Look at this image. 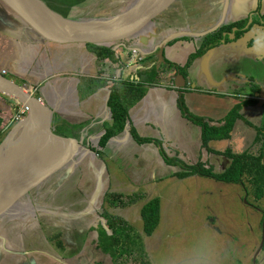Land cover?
<instances>
[{
  "label": "crops",
  "instance_id": "crops-1",
  "mask_svg": "<svg viewBox=\"0 0 264 264\" xmlns=\"http://www.w3.org/2000/svg\"><path fill=\"white\" fill-rule=\"evenodd\" d=\"M208 1L210 3L205 5ZM204 2L202 5L192 0L187 5L178 0L149 26L152 27L149 32H141L137 37L141 47H135V40L130 48L138 49L146 55V60L132 68H125L124 64V52L130 48L112 49L119 62H99L86 45L43 42L17 17L12 18L0 4V67L7 72L10 77L8 79L15 83V79H24L29 85L26 88H33L35 96L51 111L52 135L49 137L57 144L65 142L69 150V163L62 169V172H66L67 181L51 178L45 182L39 174L41 178L34 182L33 196L37 208L47 207L50 203L59 210L55 225L59 228L65 249L61 253L64 261L62 264H112L110 257L96 248L97 234L92 231L98 224H104L93 206L102 205L105 193L109 191L130 195L142 189L145 200L151 186L166 185L174 179L182 182L185 187V201L191 202L193 200L190 199H194L199 203L201 226L196 232L201 231L203 235L197 241V247L200 248L197 261L200 264H214L221 259L225 264H264L262 215L258 209L243 202V187L199 176L178 179L175 175L182 170L166 165L160 154L162 151L167 157H175L188 166L201 161L212 168L215 174H220L229 167L230 160L215 152L258 153L261 142L255 143L257 132L254 128L264 125V105H258L253 88L258 87L264 91L263 27L254 25L239 39L215 47L193 60L187 68L185 87L180 89L184 91L183 101L187 110L215 127L221 126V121L239 102L255 101V104L241 109V119L234 123L228 140L209 143L210 151L202 148L201 128L184 118L177 107L178 90L173 82L168 83V79H174L177 75L174 70H169L162 75L159 85L149 87L144 98L128 110L125 130L109 139L103 148L98 145L104 134L103 125L112 123L107 108L109 86L115 81L135 77L143 65L151 66L155 62L160 64L155 47L171 35L201 34L215 26L221 18L224 0ZM256 6L257 0H229L223 26L246 18ZM260 13L264 14V0L261 2ZM204 38L181 36L173 39L179 40L167 44L163 59L184 66L189 56L201 47ZM94 81L105 85L97 86ZM4 100L7 99L0 97V101ZM4 115L0 114V130ZM131 128L139 137L160 142L162 150L154 144L138 145L130 134ZM54 142L46 143V146L49 144L47 151L51 155ZM53 164L46 169L52 170ZM214 182L231 188V194L235 196L232 203L247 205L239 214L232 215V221L227 220V223L220 222V208L215 205L213 209V203L209 206L203 198L212 194L205 186H218ZM99 193L100 200H96ZM151 199L154 198H148ZM85 220L89 224L83 227L80 221ZM26 222L31 223V220ZM92 222H96L95 225ZM214 222L221 229H209ZM26 226L20 230L16 241H22L21 236L27 237L26 246L20 242L22 250H17L27 255L29 262L20 261L19 257H16V261L19 264H60L41 258L38 247H35L37 242L33 241L38 234L29 231L24 236ZM214 236L217 238L216 243L207 241V238ZM50 247L48 249L53 251L52 255L57 256L58 253ZM89 249L92 250L90 256L87 254ZM8 252H1L0 257L8 259ZM33 256L35 259H31ZM189 258L186 263L190 261Z\"/></svg>",
  "mask_w": 264,
  "mask_h": 264
},
{
  "label": "rangeland",
  "instance_id": "rangeland-1",
  "mask_svg": "<svg viewBox=\"0 0 264 264\" xmlns=\"http://www.w3.org/2000/svg\"><path fill=\"white\" fill-rule=\"evenodd\" d=\"M41 1L47 7H49L51 11L60 15L64 19L76 21L85 18L107 19L109 17H113L130 8L135 3L136 0H41ZM191 1L192 0H181L183 4H187V5ZM204 1L205 0H197L196 4L204 5L203 4L205 3ZM209 3L210 2L208 1L205 3V5ZM187 5H185V8ZM4 8L6 9V7ZM7 11L12 18L14 19L16 18V16L13 13H11L8 9ZM136 40L137 41L135 43V47L136 48L141 47L140 39L137 38ZM1 71H5V70H3V68L0 67V72ZM6 75L7 72L5 71L4 76L6 77ZM6 78H10V77L7 75ZM15 80L17 84L20 86H25V87L29 86L27 85L24 79H15ZM32 94L35 96L34 90ZM0 97L1 99H5L1 95ZM18 110H19V106H17V102H15L14 100L7 98V100L0 101V114H5L4 115L5 118L2 119L3 123L1 125L2 128L0 130V143L4 140V138L8 135V133L14 128V126H16V124L23 119L21 117L19 120H17L16 115ZM48 141L54 142V139L50 137H46L41 149L39 150V154L37 155L35 161L34 171L32 172V176L28 182L30 185L29 188L25 190V192L21 194L10 206L5 208L0 213V253L1 252L5 253V251L8 252L9 250L10 251L13 250L11 251V253L10 252L7 253L9 255L8 259H2L0 257V264H7V263L19 264L16 261V257H19L20 261L29 262V260L27 259V255H24L18 251L19 249H21L20 242L26 246L27 237L25 236V232L27 234L29 233V231H32V234H35L36 232L38 234L37 237L33 238V241L37 242L35 247L36 248L38 247L37 251L41 254V258L51 261H57L60 264L64 263L62 259L63 254L61 253H63L65 249L60 239L61 233L59 232V228L55 225L56 223L55 217L57 215V211L59 210L53 208L54 205L50 203L48 204L47 207L37 208L33 202L34 185L36 184L34 182L38 178H41L39 177V174L40 176H43L44 178L43 180H45V182L50 180L51 178H55V179L60 178L65 182L67 181L66 172L65 171L62 172L63 167H67L69 163V162L67 163L69 158V150L67 149V145L64 144L65 142L61 144H57V142L55 141L54 148L52 147L53 153L51 155V153H48L47 151L49 144H47L46 146V143ZM51 164H53L52 170L46 169ZM81 173L83 176L84 173L83 172ZM88 177H90L89 174ZM80 180L81 182H83V177H81ZM48 185H50V182H48ZM216 185L218 186H215L214 184L205 186V189L212 191V194L208 196H204L203 198H205L204 201H207V204L209 206H211V203H213L214 206L213 209L215 208V205H217L220 208V212H219V215L221 216L220 222L227 223L229 221H232V217H231L232 215H235L236 213L239 214L240 211L244 208V206L247 205H242V203L240 202L238 205L232 203L233 198L235 196L231 194V188L227 186H222L223 184L216 183ZM150 188L151 189L148 190L149 194L146 193L147 198L145 200L143 199L144 201L143 200L139 201L136 204L131 205L125 209L110 208L107 207L106 205H103V203L102 205L99 204L98 207L97 205H94L93 209L97 211V213L99 212V217L101 216L102 212H106L115 216L117 215L118 217L126 221L128 224H130L134 232L141 237L143 249L147 255V259L150 262V264H200L199 261H197L198 251L200 249L197 247V241L198 239L201 240L203 238V235H201L202 234L201 231L200 233L196 232L197 228L201 226V221L199 217L200 212L198 210L199 207L198 200L194 201V199H190L193 201L191 202L185 201L186 200L184 199L186 193V190H184L185 187L182 185V182L177 181L175 179L167 182L166 185L163 183L156 185L155 187L151 186ZM107 193L110 192L108 191ZM107 193H105V195ZM138 193L143 194V190L137 189L132 194H138ZM194 193L195 190L194 192H192V194L194 195ZM99 196L100 193L96 196V200H100ZM104 196H103V200H104ZM124 196H129V195H124ZM148 198H159L160 207H161L159 224L156 230L154 231V233L150 237H146L143 235V225L140 216L141 206L146 200H148ZM211 198L212 200H210ZM244 199L245 200L243 202L246 203V198ZM55 205L59 206V203H56ZM112 209H116V210L113 211ZM52 215L54 217H52ZM100 219L102 220L101 217ZM28 220H31V223L26 222ZM80 223L83 224V227L84 226L86 227L89 224V221L87 220L83 222L80 221ZM95 223L96 222H94L93 225H95ZM76 224L79 226L78 222ZM24 225H27L25 227L26 229L25 228H24L25 230L23 229L24 230L23 235L26 238L21 236L22 241L21 239L20 242L16 241L19 238L18 236L20 235V230L23 228ZM210 225L211 226L209 229H212L213 231H215L216 229H221V227L216 222ZM199 235L201 236L199 237ZM215 237L216 236L209 237L207 238V241H213L214 243H216L217 238ZM49 246H51L53 250L56 253H58L57 256L55 254L52 255L53 251H50L48 249ZM40 247H44L45 249L44 248L42 249ZM29 248L32 249V246L30 244H29ZM91 252L92 250L89 249L87 251V254L90 256ZM187 258L190 259L188 263H186ZM31 259H35V256L31 257ZM127 264H130V262H128ZM214 264H225V261L221 259L216 261Z\"/></svg>",
  "mask_w": 264,
  "mask_h": 264
},
{
  "label": "trees",
  "instance_id": "trees-1",
  "mask_svg": "<svg viewBox=\"0 0 264 264\" xmlns=\"http://www.w3.org/2000/svg\"><path fill=\"white\" fill-rule=\"evenodd\" d=\"M262 0H257V8L251 12L246 18L233 22L229 25L222 26L218 31L206 36L201 47L191 54L182 67L177 66L163 59L162 64L153 63L151 66H141L137 71L136 76L131 79L115 81L109 86V95L107 99V108L111 113L112 123L104 124V134L99 140V147L103 148L107 141L114 136L122 133L125 130L128 110L140 102L149 87L159 85L162 82V75L173 69L175 75L187 78V68L196 58L203 56L207 51L223 44L233 42L239 39L244 33L249 31L252 26L258 25L264 28V14H260V4ZM252 19V24L245 28L248 20ZM152 27H147L145 30L149 32ZM235 29L234 40H229L228 34ZM144 30V31H145ZM153 37V32H150ZM140 35V34H139ZM127 39L122 42L125 48H130L137 37ZM179 40V39H177ZM177 40L169 43L173 44ZM118 44L110 45H86L96 56L97 61L110 60L119 62L116 58V53L112 48ZM121 47V46H120ZM142 64V63H141ZM97 86H104L103 82H93ZM253 91L258 93L260 88L254 87ZM177 107L182 116L191 123L201 128L202 148L210 151L208 145L213 141L228 140L231 136L234 123L241 119L240 111L243 107L255 104V101L245 100L239 102L221 121V126H210L205 119L192 115L186 108L183 101V90H178ZM4 97V96H3ZM7 99V97H4ZM1 124V120H0ZM257 132L255 143L261 142V148L257 154L242 153L233 154L231 151L215 152L230 160L229 167L220 174H215L212 168L204 162H197L195 165L188 166L181 160L173 157L169 158L161 150L160 142L142 138L137 135L133 128L130 129V134L133 140L138 144H154L161 151V157L166 165L178 167L182 172L175 176L178 179H184L191 176H199L208 178L217 182L226 184H239L245 192L246 202L253 209H258L262 215L261 222H264V125L259 128H254ZM39 152L37 153V155ZM144 196L141 194H132L124 196L117 193H107L104 196L103 205L110 208L125 209L131 205L142 201ZM160 203L158 198L146 201L140 209V216L143 225V235L150 237L156 230L160 219ZM104 221L103 225H97L92 231L97 234L96 247L103 254L110 257L112 264H150L147 255L143 249L142 239L138 236L132 226L118 216L102 212L101 216ZM264 233V226L262 227ZM262 247H264V238Z\"/></svg>",
  "mask_w": 264,
  "mask_h": 264
},
{
  "label": "water",
  "instance_id": "water-1",
  "mask_svg": "<svg viewBox=\"0 0 264 264\" xmlns=\"http://www.w3.org/2000/svg\"><path fill=\"white\" fill-rule=\"evenodd\" d=\"M178 0H136L124 12L107 19H90L91 23H81L80 20H66L49 10L41 0H0V3L13 13L30 31L43 42L68 45H115L127 49L123 41L133 38L143 32L157 18L170 9ZM229 0H224L222 15L219 22L201 34L177 33L163 40L155 47L158 62L163 63L164 48L173 39L181 36L206 37L218 31L224 24ZM38 6V8L36 7ZM41 7V8H40ZM48 16V18H46ZM51 18H50V17ZM249 19L245 28L251 25ZM235 29L228 34L229 40H234ZM138 50V49H137ZM139 51V50H138ZM173 70V69H171ZM173 82L175 89L185 87L183 77L177 75ZM0 95L14 100L26 109V115L14 126L4 140L0 149L9 136L12 140L18 139L26 131L25 145L19 159L10 160L3 168L0 179V213L10 206L21 194L29 188V179L34 171L37 153L46 137L52 135V119L50 109L40 98L35 97L30 89L20 86L6 78L0 72ZM258 105H264V91L255 93ZM0 150V159L3 157ZM54 168V167H53ZM264 226V222H263ZM263 241V239H262Z\"/></svg>",
  "mask_w": 264,
  "mask_h": 264
},
{
  "label": "bare ground",
  "instance_id": "bare-ground-1",
  "mask_svg": "<svg viewBox=\"0 0 264 264\" xmlns=\"http://www.w3.org/2000/svg\"><path fill=\"white\" fill-rule=\"evenodd\" d=\"M38 8V6H36ZM47 7V6H46ZM41 8V7H40ZM48 8V7H47ZM49 9V8H48ZM50 10V9H49ZM85 13V12H84ZM83 13V14H84ZM82 15V14H81ZM112 16V15H111ZM50 17V16H49ZM48 18V16L46 17ZM51 18V17H50ZM94 20H90V19H81L79 22L81 23H91ZM26 131L23 132L18 139L12 140L11 136L8 137V139L6 140L5 144L1 147V151H2V155L3 157L0 159V179H1V175L3 172V168L8 164V162L13 158H15L16 160L19 159V156L22 153L23 147L25 145V139H26ZM46 139V138H45ZM45 141V140H44ZM43 141V143H44ZM42 143V145H43ZM41 145V147H42ZM41 149V148H40ZM39 149V150H40ZM39 152V151H38ZM21 250V249H20ZM23 253V252H21ZM41 255V254H40Z\"/></svg>",
  "mask_w": 264,
  "mask_h": 264
},
{
  "label": "built area",
  "instance_id": "built-area-1",
  "mask_svg": "<svg viewBox=\"0 0 264 264\" xmlns=\"http://www.w3.org/2000/svg\"><path fill=\"white\" fill-rule=\"evenodd\" d=\"M124 59H125V68H132L138 64L143 63L146 60V55L139 52L136 48H130L124 52ZM2 75H5V71H1ZM30 91L33 92V88H29ZM17 106H19V110L17 111V120H19L21 117L23 118L26 115V109L17 103Z\"/></svg>",
  "mask_w": 264,
  "mask_h": 264
},
{
  "label": "flooded vegetation",
  "instance_id": "flooded-vegetation-1",
  "mask_svg": "<svg viewBox=\"0 0 264 264\" xmlns=\"http://www.w3.org/2000/svg\"><path fill=\"white\" fill-rule=\"evenodd\" d=\"M261 2H262V1H261ZM257 4H258V2H257ZM256 8H257V6H256ZM256 8H255V9H256ZM255 9H254V10H255ZM254 10H253V11H254ZM260 10H261V4H260ZM253 11H252V12H253ZM250 13H251V12H250ZM260 14H261V13H260ZM248 15H249V14H248ZM248 15H247V16H248ZM250 19H251V18H250ZM251 20H252V19H251ZM251 24H252V23H251ZM249 26H250V25H249ZM27 225H28V224H27ZM98 225H99V224H98ZM100 225H102V224H100ZM92 229H93V228H92ZM96 248H97V247H96ZM99 251H100V250H99ZM100 252H101V251H100ZM101 253H102V252H101ZM104 255H105V254H104Z\"/></svg>",
  "mask_w": 264,
  "mask_h": 264
}]
</instances>
